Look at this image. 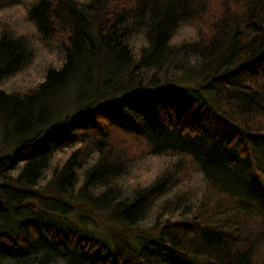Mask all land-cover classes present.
<instances>
[{
	"label": "trees",
	"instance_id": "obj_1",
	"mask_svg": "<svg viewBox=\"0 0 264 264\" xmlns=\"http://www.w3.org/2000/svg\"><path fill=\"white\" fill-rule=\"evenodd\" d=\"M0 132V264H264V0H0Z\"/></svg>",
	"mask_w": 264,
	"mask_h": 264
},
{
	"label": "rangeland",
	"instance_id": "obj_2",
	"mask_svg": "<svg viewBox=\"0 0 264 264\" xmlns=\"http://www.w3.org/2000/svg\"><path fill=\"white\" fill-rule=\"evenodd\" d=\"M47 60V59H46ZM40 61H41V59L39 60V62L38 63H36V65L31 69V75H33V78H35L36 77V75L38 74V72L40 71V69H41V63H40ZM2 132H0V144L2 143ZM204 140V142L206 143V145H207V150H209V151H211V152H216V151H221V149H223L222 148V146H221V143H220V141L218 140V141H216V140H214V136L212 135V134H208L207 136H206V138L205 139H203ZM92 220V221H91ZM91 220H88V221H90L91 223H93V224H95L96 226H92V228H93V230H97V231H99V232H101V233H105V228L106 227H104V224H101V223H97V222H101L99 219H96V218H91ZM11 223V220H9L8 221V224H10ZM114 228H116V227H114Z\"/></svg>",
	"mask_w": 264,
	"mask_h": 264
},
{
	"label": "water",
	"instance_id": "obj_3",
	"mask_svg": "<svg viewBox=\"0 0 264 264\" xmlns=\"http://www.w3.org/2000/svg\"><path fill=\"white\" fill-rule=\"evenodd\" d=\"M2 205V203H0V206Z\"/></svg>",
	"mask_w": 264,
	"mask_h": 264
}]
</instances>
